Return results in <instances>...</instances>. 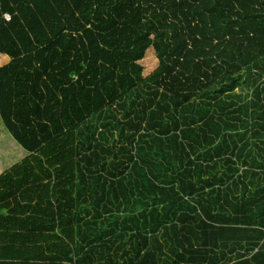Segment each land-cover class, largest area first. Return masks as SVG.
Wrapping results in <instances>:
<instances>
[{"label": "trees", "instance_id": "trees-1", "mask_svg": "<svg viewBox=\"0 0 264 264\" xmlns=\"http://www.w3.org/2000/svg\"><path fill=\"white\" fill-rule=\"evenodd\" d=\"M0 145L3 255L264 264V0H0Z\"/></svg>", "mask_w": 264, "mask_h": 264}, {"label": "crops", "instance_id": "crops-1", "mask_svg": "<svg viewBox=\"0 0 264 264\" xmlns=\"http://www.w3.org/2000/svg\"><path fill=\"white\" fill-rule=\"evenodd\" d=\"M3 245L7 248L16 246V244H11V243L9 244L3 243V242L0 243V247ZM0 252H1L0 253V264H45V262H41V261H34V260L25 261L24 259H18L15 257H11L9 255H3L4 253L2 252H5V250H0Z\"/></svg>", "mask_w": 264, "mask_h": 264}, {"label": "built area", "instance_id": "built-area-1", "mask_svg": "<svg viewBox=\"0 0 264 264\" xmlns=\"http://www.w3.org/2000/svg\"><path fill=\"white\" fill-rule=\"evenodd\" d=\"M5 18L6 19H9L10 18V15L8 13L5 14Z\"/></svg>", "mask_w": 264, "mask_h": 264}, {"label": "rangeland", "instance_id": "rangeland-1", "mask_svg": "<svg viewBox=\"0 0 264 264\" xmlns=\"http://www.w3.org/2000/svg\"><path fill=\"white\" fill-rule=\"evenodd\" d=\"M4 147H5V146H4ZM4 147H3V149H4ZM1 151H2V147H1V145H0V153H2Z\"/></svg>", "mask_w": 264, "mask_h": 264}, {"label": "bare ground", "instance_id": "bare-ground-1", "mask_svg": "<svg viewBox=\"0 0 264 264\" xmlns=\"http://www.w3.org/2000/svg\"><path fill=\"white\" fill-rule=\"evenodd\" d=\"M118 173H119V171H118ZM118 176V175H117ZM203 197V196H202ZM261 239V238H260ZM235 243V242H234ZM95 258V257H94ZM245 260V259H244ZM173 263V262H172Z\"/></svg>", "mask_w": 264, "mask_h": 264}]
</instances>
